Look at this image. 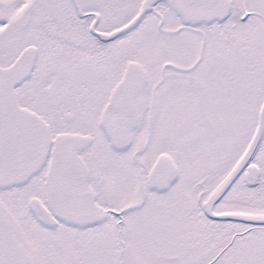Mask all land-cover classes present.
Returning a JSON list of instances; mask_svg holds the SVG:
<instances>
[{"label":"snow or ice","instance_id":"1","mask_svg":"<svg viewBox=\"0 0 264 264\" xmlns=\"http://www.w3.org/2000/svg\"><path fill=\"white\" fill-rule=\"evenodd\" d=\"M0 264H264V0H0Z\"/></svg>","mask_w":264,"mask_h":264}]
</instances>
